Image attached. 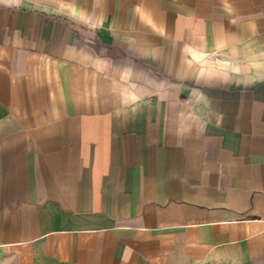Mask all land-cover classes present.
Returning <instances> with one entry per match:
<instances>
[{"label": "crops", "instance_id": "0c3cea01", "mask_svg": "<svg viewBox=\"0 0 264 264\" xmlns=\"http://www.w3.org/2000/svg\"><path fill=\"white\" fill-rule=\"evenodd\" d=\"M0 264H264V0H0Z\"/></svg>", "mask_w": 264, "mask_h": 264}]
</instances>
